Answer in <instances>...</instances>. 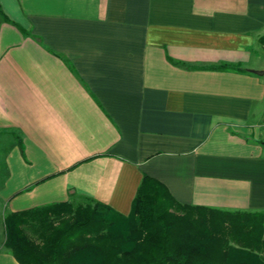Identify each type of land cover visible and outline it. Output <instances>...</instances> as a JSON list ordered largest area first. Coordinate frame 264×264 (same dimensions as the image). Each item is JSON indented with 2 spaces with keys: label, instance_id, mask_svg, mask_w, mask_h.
<instances>
[{
  "label": "crops",
  "instance_id": "crops-1",
  "mask_svg": "<svg viewBox=\"0 0 264 264\" xmlns=\"http://www.w3.org/2000/svg\"><path fill=\"white\" fill-rule=\"evenodd\" d=\"M0 6V264L6 213L73 193L128 214L144 173L264 211V0Z\"/></svg>",
  "mask_w": 264,
  "mask_h": 264
},
{
  "label": "trees",
  "instance_id": "trees-1",
  "mask_svg": "<svg viewBox=\"0 0 264 264\" xmlns=\"http://www.w3.org/2000/svg\"><path fill=\"white\" fill-rule=\"evenodd\" d=\"M141 179L128 214L73 193L10 211L3 245L20 264H264V211L181 203L161 180Z\"/></svg>",
  "mask_w": 264,
  "mask_h": 264
},
{
  "label": "rangeland",
  "instance_id": "rangeland-1",
  "mask_svg": "<svg viewBox=\"0 0 264 264\" xmlns=\"http://www.w3.org/2000/svg\"><path fill=\"white\" fill-rule=\"evenodd\" d=\"M0 179H1V177H0ZM81 200V199H80Z\"/></svg>",
  "mask_w": 264,
  "mask_h": 264
}]
</instances>
